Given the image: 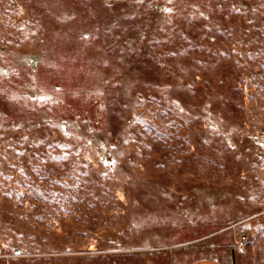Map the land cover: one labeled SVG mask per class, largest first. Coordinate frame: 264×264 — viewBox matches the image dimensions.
<instances>
[{
	"label": "rangeland",
	"instance_id": "374dc122",
	"mask_svg": "<svg viewBox=\"0 0 264 264\" xmlns=\"http://www.w3.org/2000/svg\"><path fill=\"white\" fill-rule=\"evenodd\" d=\"M201 258L264 264V0H0V264Z\"/></svg>",
	"mask_w": 264,
	"mask_h": 264
},
{
	"label": "crops",
	"instance_id": "0c3cea01",
	"mask_svg": "<svg viewBox=\"0 0 264 264\" xmlns=\"http://www.w3.org/2000/svg\"><path fill=\"white\" fill-rule=\"evenodd\" d=\"M186 264H226V263L221 262L216 259H212V258H201V259L190 261Z\"/></svg>",
	"mask_w": 264,
	"mask_h": 264
},
{
	"label": "built area",
	"instance_id": "2783aa9c",
	"mask_svg": "<svg viewBox=\"0 0 264 264\" xmlns=\"http://www.w3.org/2000/svg\"><path fill=\"white\" fill-rule=\"evenodd\" d=\"M246 238L244 235L240 236V238L237 240V245L239 247H242L245 244Z\"/></svg>",
	"mask_w": 264,
	"mask_h": 264
}]
</instances>
